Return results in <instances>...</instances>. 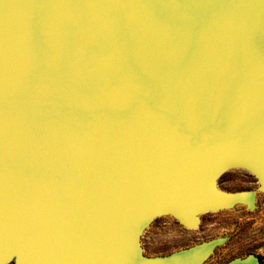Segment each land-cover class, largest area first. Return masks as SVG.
I'll return each mask as SVG.
<instances>
[{"label":"water","instance_id":"95a60500","mask_svg":"<svg viewBox=\"0 0 264 264\" xmlns=\"http://www.w3.org/2000/svg\"><path fill=\"white\" fill-rule=\"evenodd\" d=\"M258 193L264 0H0V264H206L141 238Z\"/></svg>","mask_w":264,"mask_h":264},{"label":"rangeland","instance_id":"374dc122","mask_svg":"<svg viewBox=\"0 0 264 264\" xmlns=\"http://www.w3.org/2000/svg\"><path fill=\"white\" fill-rule=\"evenodd\" d=\"M219 188L227 192L254 191L258 183L244 170H231L219 181ZM256 200L255 210L240 205L232 210L204 214L199 230L186 229L172 217L158 218L141 238L144 255L167 256L206 241L227 238L207 264L227 263L247 255L264 264V195L258 193Z\"/></svg>","mask_w":264,"mask_h":264},{"label":"flooded vegetation","instance_id":"af4514ba","mask_svg":"<svg viewBox=\"0 0 264 264\" xmlns=\"http://www.w3.org/2000/svg\"><path fill=\"white\" fill-rule=\"evenodd\" d=\"M256 199H257V196H256ZM256 201H257V200H256ZM202 223H203V222H202ZM202 223H201V225H202ZM218 249H219V248H217L216 251H217ZM216 251H215V252H216ZM248 256H249V255H247V256H245V257H243V258H246V257H248ZM234 259H235V258H234ZM256 259L258 260V258H256ZM260 261H261V260H260ZM258 262H259V261H258ZM13 264H14V263H13ZM206 264H207V263H206ZM215 264H216V263H215ZM219 264H220V263H219Z\"/></svg>","mask_w":264,"mask_h":264}]
</instances>
